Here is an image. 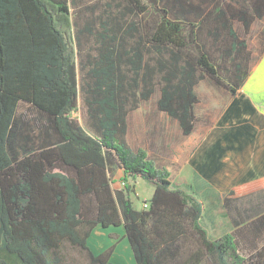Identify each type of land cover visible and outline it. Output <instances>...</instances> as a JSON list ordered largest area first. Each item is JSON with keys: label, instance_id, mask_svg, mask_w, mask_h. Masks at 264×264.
<instances>
[{"label": "trees", "instance_id": "1", "mask_svg": "<svg viewBox=\"0 0 264 264\" xmlns=\"http://www.w3.org/2000/svg\"><path fill=\"white\" fill-rule=\"evenodd\" d=\"M111 3L99 16L85 6L82 21L69 0H0L4 248L22 264H71L69 249L89 264H113L112 247L95 255L87 246L98 227L119 226L134 264H264V192L240 209L250 194L233 191L235 205L223 207L237 213L235 228L212 240L203 204L127 141L129 114L156 90V109L183 137L194 128L199 81L236 94L252 55L234 25L249 32L264 0ZM79 98L83 127L70 117ZM116 170L122 187L114 190ZM128 179L153 187L146 208L133 205Z\"/></svg>", "mask_w": 264, "mask_h": 264}, {"label": "crops", "instance_id": "2", "mask_svg": "<svg viewBox=\"0 0 264 264\" xmlns=\"http://www.w3.org/2000/svg\"><path fill=\"white\" fill-rule=\"evenodd\" d=\"M262 20H264V16L256 21ZM254 46L255 48H252L248 44V50L251 52L254 63L250 68L248 78L245 79L234 96L213 84L216 89L222 92L224 110L217 120H209L207 116L200 120L195 112L196 121L193 131L189 136L184 137L187 155L182 159L181 164L180 158L176 159L173 155L171 163H178L176 167L179 170L176 175H173L174 177L170 173L171 169L167 170L173 185L194 195L199 203L213 202V204L223 206V203L228 202L235 205L236 201L230 194L238 188L243 189L244 192L248 191L250 197L253 196L254 199L261 201L263 197L264 41H256ZM198 84L195 87L197 97ZM175 123V125L178 124ZM120 174L122 178L123 175L121 172ZM223 210L224 212L217 216V223L221 224L222 220L226 219V226L223 228L226 230L225 233L229 234L235 228L232 221L237 219V213L233 211L234 209L228 211L223 207ZM101 229L103 228L92 231L89 239H92L95 234L103 235L98 232ZM1 231L0 223V246L4 247ZM104 238L105 235H103ZM104 244H106V238L98 246L90 245L89 241L91 249H98L97 252ZM123 251L127 252L125 253L127 257L129 256V262H131L129 264H133L131 252L129 253L126 248H123ZM97 252L92 253L96 255ZM0 259L7 264H22L19 258L13 259L11 255H0ZM119 262L126 264L124 261Z\"/></svg>", "mask_w": 264, "mask_h": 264}, {"label": "rangeland", "instance_id": "3", "mask_svg": "<svg viewBox=\"0 0 264 264\" xmlns=\"http://www.w3.org/2000/svg\"><path fill=\"white\" fill-rule=\"evenodd\" d=\"M117 1V0H116ZM107 2L111 3V0H77L76 4L73 5V0H69V5L71 7V14L77 12L79 16H81L82 21H84L85 17L90 16V11H84L85 6H93L96 7L94 10L93 16H99L101 13L107 9L106 4ZM112 10H116L114 8V4L111 3ZM99 24H97V29ZM264 20L262 21H255L251 27V30L248 34H244V30L238 24L234 25V29L236 33L242 36L244 39L248 41V44L255 48L254 44L256 41H264ZM202 43L206 44L210 47L209 38H201ZM94 41L92 39L89 40V44H85L86 49H91L93 47ZM254 64L251 61L250 68ZM222 92L219 89H216L213 86V83L208 79H205L199 82L197 86V94L199 97V102L196 105L195 112L201 118L204 116L208 117L209 120H217L221 115L222 111L224 110V102L222 101L223 96L221 95ZM158 99V91L156 90L150 99L146 102H142L140 107L133 112H131L128 116V138L127 141L132 147L135 148H142L146 151L147 158L151 160L153 165L159 169H165L166 171L170 168L171 175H176L178 173V163H171L173 159V155H175L176 159L180 158V164L182 159L187 155L186 145H185V138L181 134L179 127L175 125L176 123L170 120L164 113L159 112L156 108V101ZM223 102V103H222ZM222 103V104H220ZM83 103L81 98L78 100V106L74 109L70 117L72 120L75 121L76 124L83 127L85 122V115L83 111ZM176 167V169H175ZM120 171L116 170L112 176V188L114 190L121 188V176ZM174 177V176H173ZM128 184L132 187V193L130 197L132 199V203L136 209L141 210L143 209V202L148 200L153 194V187L150 183H147L143 180L137 179H129ZM257 199L252 197L242 198L240 203H238L237 207L240 209H247L251 207V204L256 202ZM204 205V218L201 219V223L206 227L208 231V236L212 239H218L223 234H226V230L223 228L226 226L225 220L221 224L217 223V216L221 215L224 210L223 206L219 204H213V202L203 203ZM219 227V228H218ZM100 228V227H98ZM98 232L103 233L106 238V244L101 248L99 252L98 249L93 250L91 249L90 245L98 246L100 243H103V235L95 234L92 239L88 240V248L93 253L97 252L96 255L99 253H103L107 249L112 247V253L110 258V263L113 264H122L124 261L126 264H129V256L127 257L123 251V248L130 253V246L127 248L129 243L124 238V230L122 227H109L107 229H101ZM2 235V231H1ZM94 235V234H93ZM92 235V236H93ZM3 238V237H2ZM90 241V245H89ZM70 253V263L71 264H89V260L85 256V254L72 251L71 249L68 250ZM7 253V254H5ZM0 255H11L14 258V254H11L6 251L3 246H0ZM129 255V254H128ZM131 258L133 264L135 263L132 252ZM118 256V260L117 259ZM18 258V257H17ZM209 263V261H208Z\"/></svg>", "mask_w": 264, "mask_h": 264}, {"label": "built area", "instance_id": "4", "mask_svg": "<svg viewBox=\"0 0 264 264\" xmlns=\"http://www.w3.org/2000/svg\"><path fill=\"white\" fill-rule=\"evenodd\" d=\"M142 206H143V208H146V207H147V204L143 203V205H142Z\"/></svg>", "mask_w": 264, "mask_h": 264}]
</instances>
